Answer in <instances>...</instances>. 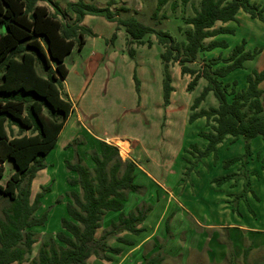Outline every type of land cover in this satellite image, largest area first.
<instances>
[{"label":"rangeland","instance_id":"rangeland-1","mask_svg":"<svg viewBox=\"0 0 264 264\" xmlns=\"http://www.w3.org/2000/svg\"><path fill=\"white\" fill-rule=\"evenodd\" d=\"M57 1L67 12L66 19H73L75 14L67 4L74 0ZM85 1L98 6L109 5L121 17L135 16L145 24L169 31L177 40L184 39V30L192 26L184 18L199 6V0H166L153 18L158 0ZM39 2L47 3L52 9L45 0ZM251 2L264 6V0ZM123 5L128 9L122 10L120 6ZM85 22L98 32V36L85 33L83 48L79 51L74 47L64 60L69 69L64 88L75 109L67 118L57 143L46 155L45 166L35 172L31 182L30 200L37 192L43 193L34 213L46 212L47 218L43 224L32 227L35 241L30 251L21 261L12 264H22L36 257L43 242L49 237L55 238L56 232L62 229L61 218L67 215V203L71 201L69 191H81L79 184L69 182L77 172L67 167L66 160L75 161L80 157L92 168L91 150L99 147L95 131L129 139L128 142L119 141L126 142L125 146L115 142L123 158L134 155L140 164L135 168L134 182L140 184L141 189L128 191L123 212L127 214L143 205L148 206V210L139 223L140 232L124 229L117 234L128 236L133 244L119 241L116 234L108 236L107 242L121 245L122 251L108 252L110 259L91 254L88 264H143L146 258L158 252L164 254L161 264H232V261L264 264L262 136L249 139L247 149L243 136L234 140L233 135L227 134L217 144L216 155L211 152L198 157L190 144L196 143L203 149L207 140L199 131L211 129V124L205 116L189 120V114L194 98L208 80L201 76L189 88L191 75L183 73L177 61L171 59L165 67L161 56L164 47L155 32L146 33L142 42H131L125 27L116 29V22L103 15L88 13ZM219 23L232 31L218 32L207 41L224 40L227 45H216L200 54L205 58L226 57L236 44L244 42V49L255 52L254 55L245 59L242 67L218 79L235 81L237 89L245 88L248 73L264 70V21L240 9L234 19L215 24ZM114 30L117 35L110 45L109 38ZM129 48L133 49L132 55ZM223 63L220 60L216 65ZM202 64L197 57L194 66ZM36 65L38 71H44L42 62ZM259 85L264 89V78ZM262 103L264 105V92ZM217 104L210 89L198 108ZM13 130L23 132L16 127ZM31 131L27 129V133ZM127 144L133 149L132 155L130 149H126ZM235 155L239 158L224 164ZM5 165L1 184L12 172L11 163ZM226 174L225 178L221 177ZM46 186L49 189L43 190ZM8 204L7 197L0 193V216L3 215L2 206ZM118 215V210L106 211L95 235L100 236Z\"/></svg>","mask_w":264,"mask_h":264},{"label":"trees","instance_id":"trees-1","mask_svg":"<svg viewBox=\"0 0 264 264\" xmlns=\"http://www.w3.org/2000/svg\"><path fill=\"white\" fill-rule=\"evenodd\" d=\"M45 1L53 10L39 0H0V178L5 174L6 162L11 163L12 171L5 183H0V193L9 202L2 206L3 215L0 216V264L21 261L35 241L32 227L46 221V212L34 213L43 193L37 192L30 200L31 182L35 172L45 166V157L55 146L58 134L74 108L72 100L62 90V79L68 73L64 59L73 47L82 48L85 33L95 34L91 27L81 23L87 13L115 21L116 29L125 27L131 42H142L146 33L155 32L164 47L161 56L165 67L171 59L177 61L182 72L191 75L189 88L201 76L208 80L194 98L189 114V120L205 116L211 124V129L199 131L207 140L203 149L196 143L190 144L198 157L211 152L216 155L217 144L227 134L233 135L234 140L243 136L247 149L252 137L261 135L264 140V89L259 85L264 70L248 73L247 85L242 89L236 88L235 81L229 83L218 79L232 69L242 67L245 59L255 52L245 50L244 42H241L226 57L203 58L199 67L189 64L196 61L200 52L216 45H227L224 40L205 42L206 37L218 32L232 31L227 26L216 27L217 20L234 19L237 11L243 9L264 21V6L251 0H199L194 13L184 18L192 26L184 30V39L177 40L169 31L145 24L135 16H119V12L109 5L69 1L67 8L75 16L68 20L66 10L57 0ZM165 1L158 0L153 18L157 17ZM120 8L128 9L124 5ZM116 35L114 30L109 40ZM129 52L132 55L133 49L129 48ZM220 60L224 63L216 65ZM37 62H42L43 72L38 71ZM210 89L218 104L198 108ZM12 124L21 130L32 131L11 135L7 127ZM90 155L94 162L92 168L80 157L75 161L66 160L67 167L77 172L69 182L79 184L81 191H69L71 201L67 203V215L61 218L62 229L56 232L55 238L49 237L43 242L36 257L22 261V264H88L87 258L91 254L110 259L108 252L120 253L123 248L110 245L108 236L117 235L124 229L132 233L142 230L139 223L145 218L148 206H137L127 214L123 212L128 191L141 189V185L134 182L136 161L123 158L118 145L106 140H100L99 147L92 149ZM238 158L239 155L230 157L224 164ZM47 189L49 186L43 188ZM108 210H118L119 215L111 220L109 228L96 236V229ZM116 238L125 244L134 243L123 235ZM247 253L248 247L244 250L245 257ZM230 256L234 258V254ZM163 258L164 254L158 252L146 258L143 264H161Z\"/></svg>","mask_w":264,"mask_h":264},{"label":"crops","instance_id":"crops-1","mask_svg":"<svg viewBox=\"0 0 264 264\" xmlns=\"http://www.w3.org/2000/svg\"><path fill=\"white\" fill-rule=\"evenodd\" d=\"M40 3V2H39ZM51 9V8H50ZM51 10H53V8L51 9ZM240 10V9H239ZM238 10V11H239ZM88 14V13H87ZM87 14H85L84 15V17H83V19H82V24H85V25H87V26H89L86 22H85V20H86V16H87ZM72 18H74V17H72ZM68 20H70V17H69V19ZM218 22L220 21V20H217ZM221 24L219 23L218 25H216L215 24V26L217 27V26H220ZM89 27H91V26H89ZM91 29L95 32V34H92V36H98L97 34H98V32H96L92 27H91ZM210 37V36H209ZM207 39H208V37H206L205 38V42H208L207 41ZM85 42H86V38H85ZM113 42L114 41H112L111 42V44L110 45H112L113 44ZM84 45H85V43H84ZM83 45V46H84ZM83 46H82V48H83ZM74 48V47H73ZM72 48V49H73ZM81 48V49H82ZM81 49H78L79 51L81 50ZM206 50H209V49H206ZM206 50H204V51H206ZM72 51V50H71ZM71 51H70V53H71ZM203 51V52H204ZM70 53H68L66 56H68ZM198 57H200L201 58V60H202V62H203V58H205L204 56L202 57L201 56V54H199V56ZM213 57V56H212ZM66 58V57H65ZM65 60V59H64ZM194 63H189L190 65H192V64H194V65H196V61H193ZM68 73H69V69H68ZM68 73H67V75L62 79V90L64 91V92H66L67 94H68V91H66L65 90V86H64V83H65V79H66V77L68 76ZM68 97H69V95H68ZM70 98V97H69ZM74 104V103H73ZM75 109V107L73 108V110ZM72 110V111H73ZM71 114V113H70ZM69 114V115H70ZM90 116H92V115H90ZM69 117V116H68ZM67 120V119H66ZM66 122V121H65ZM64 125H65V123H64ZM64 125H63V127H64ZM12 127V128H11ZM11 127H7L8 128V131H9V133L11 134V131L12 132H14V130H13V127H16V128H18V126L16 125V124H12L11 125ZM63 127L61 128V130H60V132H59V134H58V137H57V140H56V143H57V141H58V138H59V136H60V134H61V131H62V129H63ZM18 130H19V128H18ZM21 133H27V129H25V130H23V132H21ZM18 134H20L19 133V131H17V132H14L13 134H11V135H18ZM29 134V133H28ZM95 137H96V139L98 140V141H100V140H106V141H108V142H111V143H114V144H116V142L118 143L119 141H127L128 142V138H126V137H122L121 135H118V134H107V133H100V132H98V131H95ZM116 141V142H115ZM55 143V144H56ZM68 143V141L66 142V144ZM120 143V142H119ZM65 144V145H66ZM118 145V144H117ZM119 147V146H118ZM126 149H130V151H131V155H132V151H133V149H132V147H130V145L129 144H127V146H126ZM123 157V156H122ZM130 158H132V159H134L135 161H136V167H139V163L137 162V160L134 158V155H132V157H130ZM93 165H94V163H93ZM30 197H31V194H30ZM128 237V236H127Z\"/></svg>","mask_w":264,"mask_h":264},{"label":"bare ground","instance_id":"bare-ground-1","mask_svg":"<svg viewBox=\"0 0 264 264\" xmlns=\"http://www.w3.org/2000/svg\"><path fill=\"white\" fill-rule=\"evenodd\" d=\"M120 143H121L122 145H124V146L126 145V142H120ZM122 145H121V146H122Z\"/></svg>","mask_w":264,"mask_h":264}]
</instances>
